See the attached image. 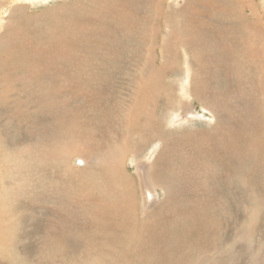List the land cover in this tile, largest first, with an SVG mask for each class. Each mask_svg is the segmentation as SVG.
Returning <instances> with one entry per match:
<instances>
[{
    "label": "rangeland",
    "instance_id": "obj_1",
    "mask_svg": "<svg viewBox=\"0 0 264 264\" xmlns=\"http://www.w3.org/2000/svg\"><path fill=\"white\" fill-rule=\"evenodd\" d=\"M174 1L0 0V219L14 223L0 229V264H264V0ZM166 46L172 67L157 76ZM187 57L190 79L218 92L183 103L190 122ZM85 143L122 165L112 183L135 192V231L102 212L106 162L100 174L69 152Z\"/></svg>",
    "mask_w": 264,
    "mask_h": 264
},
{
    "label": "bare ground",
    "instance_id": "obj_2",
    "mask_svg": "<svg viewBox=\"0 0 264 264\" xmlns=\"http://www.w3.org/2000/svg\"><path fill=\"white\" fill-rule=\"evenodd\" d=\"M175 1H177V0H175ZM174 1V2H175ZM178 2V1H177ZM185 2V1H184ZM209 2V1H208ZM182 3V2H181ZM217 4V3H216ZM225 4V3H224ZM189 6H191V5H189ZM208 7H210V6H207V8ZM218 7V6H217ZM193 8V7H192ZM196 8V7H195ZM206 8V9H207ZM187 10H188V7L186 8ZM205 9V10H206ZM214 9V8H213ZM212 9V10H213ZM190 10H192V9H190ZM195 10H198V9H195ZM211 10V9H210ZM210 10H208V12L210 11ZM245 10V9H244ZM207 11V10H206ZM251 11V10H250ZM211 12H213V11H210V13ZM214 12H215V9H214ZM219 12V16H220V10L218 11ZM231 12V11H230ZM234 12V11H233ZM254 12V11H253ZM190 13V12H189ZM232 13V12H231ZM251 13H252V11H251ZM214 14H216V12L214 13ZM224 14H226V15H228V14H230V13H226V12H224L223 13V15ZM243 14V13H242ZM188 15V14H187ZM205 15V14H204ZM206 15H208V13L206 14ZM218 15V14H217ZM232 16H233V14H231ZM235 15V14H234ZM247 15V14H246ZM243 16V15H242ZM251 16V15H250ZM263 16V15H262ZM214 17V16H213ZM249 17V16H248ZM210 18H211V16H210ZM222 18V16H220V19ZM230 18H232V17H230ZM243 18V17H242ZM245 18V17H244ZM263 18H264V16H263ZM213 19H218V18H213ZM233 19V18H232ZM224 20V19H223ZM226 20V19H225ZM228 20V19H227ZM226 20V21H227ZM239 20V19H238ZM203 21V20H202ZM229 21V20H228ZM233 21H234V19H233ZM217 22V21H216ZM220 22V21H219ZM225 22V21H224ZM231 22V21H230ZM239 22H241V21H239ZM245 22H249L246 18H245ZM235 23V22H234ZM244 23V22H243ZM251 23V22H250ZM199 23L197 22V25H198ZM231 24V23H230ZM232 24H233V22H232ZM231 24V25H232ZM246 24V23H245ZM201 25V24H200ZM217 25H218V23H217ZM250 24H247V25H245V27H248ZM260 25V24H259ZM258 25V23L256 22V24H255V28H254V31L256 30H258V29H262L263 27L260 25L259 26ZM216 26V25H215ZM251 26V25H250ZM256 28H258V29H256ZM231 29H232V27H231ZM253 29V28H252ZM203 31V30H202ZM232 31V30H231ZM251 31V30H250ZM262 31V30H261ZM156 32V31H155ZM154 33V32H153ZM157 33V32H156ZM254 32H253V30H252V32H248V28H247V31H245V38H247L248 39V36H250V35H252ZM256 33V32H255ZM218 36V35H217ZM252 37V36H251ZM254 37H256V38H260V36L258 37V36H255L254 35ZM262 38V37H261ZM260 38V39H261ZM215 39H217V37L215 38ZM219 39V38H218ZM256 40V39H255ZM255 40H253L254 42H255ZM262 40V39H261ZM191 41H193V42H195V45H197V46H200V44H199V42H200V39L199 38H197V37H194ZM190 41V42H191ZM203 41V40H202ZM227 41V40H226ZM248 41V40H247ZM247 41H246V43H247ZM252 41V40H251ZM251 41H250V43H251ZM264 41V40H263ZM262 41V42H263ZM254 42H253V44H254ZM259 44H261L262 42L259 40ZM183 43V42H182ZM256 43V42H255ZM165 44V43H164ZM193 45H194V43H193ZM255 45V44H254ZM164 47H165V45H163ZM162 46V47H163ZM189 45L188 44H186L185 46H182V47H185L186 49H188L187 47H188ZM162 47H161V49H162ZM167 47V46H166ZM246 47V46H245ZM261 47V46H260ZM173 48V47H172ZM184 48V49H185ZM262 48V47H261ZM171 49V48H170ZM168 47L166 48V49H164V53H165V56L168 58H166L165 57V64H164V67H162V68H160V69H156L155 67H154V69H156V74H157V76H158V74H159V72H161L162 74H165V73H167L169 70H171V68H169V67H172V65L171 64H169V61L172 59V53H171V50H170ZM250 49V48H249ZM163 50V49H162ZM247 50V49H246ZM245 50V51H246ZM184 51V50H183ZM187 51V50H186ZM192 51V50H191ZM235 51V50H234ZM239 51V50H238ZM244 51V52H245ZM249 51V50H248ZM189 52V51H188ZM202 52V51H201ZM244 52H243V54H244ZM150 53V52H149ZM237 53V52H236ZM261 53H264V52H261ZM188 54V53H187ZM190 54V53H189ZM229 54H234L233 53V50H230V53ZM242 54V53H241ZM260 54V53H259ZM150 55V54H149ZM156 55V54H155ZM263 55V54H262ZM258 56V55H257ZM261 56V55H260ZM264 56V55H263ZM192 58V57H191ZM189 59L188 57L185 59V64L188 66V64L194 59V58H192V59ZM257 58H259V57H257ZM173 60V59H172ZM260 61V60H259ZM235 62V61H234ZM246 62V61H245ZM232 64H231V66H230V68L228 69V73H229V76H232L233 75V73H234V67H233V61L231 62ZM238 63V62H237ZM183 64H184V62H183ZM192 64V63H191ZM250 65H251V63H249ZM248 65V64H247ZM250 65H248V66H250ZM152 66V65H151ZM183 66V65H182ZM189 66H190V64H189ZM188 66V67H189ZM184 67V66H183ZM191 67V66H190ZM239 67H241V64H239L238 65V67H236L235 69H237V68H239ZM246 67V66H245ZM243 68V67H242ZM262 68H264V67H262ZM151 69V68H150ZM153 69V68H152ZM189 69V68H188ZM187 69V70H188ZM248 69V68H247ZM243 70V69H242ZM251 70V69H250ZM155 71V70H154ZM244 71V70H243ZM246 71V70H245ZM188 72H189V70H188ZM250 72V71H249ZM249 72H248V74H249ZM190 73V72H189ZM189 73H187V75L189 74ZM224 73V72H223ZM156 74H155V72H154V75H155V77H157L156 76ZM221 74V73H220ZM251 74V73H250ZM160 75V74H159ZM246 75H247V73H246ZM161 76H163V75H161ZM192 76H194V74L193 75H191V74H189V76H188V79L187 78H185V79H187V80H184V82H182V85H180L181 86V89H180V93H181V95H182V97L184 98V99H186V101L185 102H182L181 103V105H182V112L184 111V113H186V116H184L185 117V121L184 122H190V120H191V118L192 117H196L195 116V113H194V111L193 112H189L188 111V109H189V107H185V108H183V103H187V102H190L191 101V99L193 100V99H195V100H198V99H201V98H198L197 99V97H196V92H197V90L199 89H201L202 90V92H203V94H204V97L206 98V100H209L208 98H210L212 101H217V93H215L213 90H211L210 91V89L208 88V87H206V86H202L199 82L197 83V82H195V80L194 81H192L193 79L191 78L190 79V77H192ZM249 76H251V75H249ZM153 77L154 76H152V79H153ZM195 77H196V75H195ZM226 77V76H225ZM246 77V76H245ZM249 78H247V80H248ZM159 80V78H157L154 82H156V83H154V84H152L151 86H147L148 87V89H145L146 90V93L148 94V95H150L152 92H156V93H158L162 88H161V81H158ZM227 80V79H226ZM246 80V79H245ZM251 80V79H250ZM256 80V79H255ZM192 81V82H191ZM219 81H221V80H219ZM204 82V81H203ZM216 82V81H215ZM218 82V81H217ZM216 82V83H217ZM191 83V84H190ZM219 83V82H218ZM223 83V82H222ZM250 84V83H249ZM253 84V83H252ZM189 85H190V87H189ZM205 85V84H204ZM215 85V84H214ZM160 86V87H159ZM259 86V85H258ZM264 86V85H263ZM260 87V86H259ZM189 88H190V91H188L189 90ZM192 88L195 90V91H193L192 90ZM188 89V90H187ZM213 89V88H212ZM254 90V89H253ZM256 90V89H255ZM246 91V90H245ZM261 91H263V90H261ZM235 92V91H234ZM145 93V92H144ZM231 93V92H230ZM245 93V92H244ZM255 93V92H254ZM263 93V92H262ZM146 94V95H147ZM260 94V93H259ZM264 94V93H263ZM152 95H153V93H152ZM160 95V94H159ZM145 96V95H144ZM171 96V94L169 93V94H167V97H170ZM202 96V95H201ZM256 97V96H255ZM259 97V96H258ZM263 97H264V95H263ZM145 98H146V96H145ZM261 98V97H260ZM157 99V98H156ZM242 99H244V98H242ZM159 100V99H158ZM157 100V101H158ZM205 101V100H204ZM249 102V101H248ZM264 103V102H263ZM154 104H155V102H154ZM158 104V103H157ZM205 104V103H204ZM239 106V105H238ZM243 106V105H242ZM252 106V105H251ZM260 106V105H259ZM143 107V106H142ZM246 107H247V105H246ZM226 108V107H225ZM252 108H253V106H252ZM258 108V107H257ZM204 109H206V110H209V108H206L205 106H204ZM192 111V110H191ZM255 111V110H254ZM257 111V110H256ZM136 112H138V111H136ZM139 112H140V114L141 115H138L137 116V118L139 119V118H141V117H146V120L148 121V117H147V115H146V113L143 111V109L140 107V109H139ZM210 112V111H209ZM223 112V111H222ZM264 111H262V113H263ZM257 113V112H256ZM211 114H214V117L216 118V116H217V113H216V111H214V110H212L211 111ZM222 114V113H221ZM248 114V113H247ZM258 115H260V114H258ZM179 117V116H178ZM260 120H261V117H258ZM228 119V118H227ZM251 119H252V117H251ZM248 120V119H247ZM258 120V119H257ZM259 120V121H260ZM263 120V119H262ZM232 121V120H231ZM251 121V120H250ZM253 121V120H252ZM258 121V122H259ZM176 122H181L182 123V121H181V119H179V120H177ZM248 122V121H247ZM254 122H256V121H254ZM225 123V122H224ZM228 123V122H227ZM257 123V122H256ZM261 122H259V124H260ZM174 124H175V121H174ZM183 124V123H182ZM229 124V123H228ZM248 125L250 126V123H248ZM254 125V124H253ZM253 125H251L252 127H253ZM258 125V124H257ZM261 125V124H260ZM245 126V125H244ZM256 126V125H255ZM254 126V129L256 128ZM261 126H259V128H260ZM146 128H148V124H145V126H144V130L146 129ZM246 128H248V127H246ZM215 129H216V127H215ZM249 129V128H248ZM253 130V129H252ZM256 131H257V128L255 129ZM105 131V130H104ZM108 131V130H107ZM170 131V130H169ZM220 131V130H219ZM259 131V130H258ZM257 131V132H258ZM261 131H262V129H261ZM109 132H110V129H109ZM108 132V133H109ZM112 132V131H111ZM110 132V133H111ZM117 132V131H116ZM124 132H125V130H124ZM123 132V133H124ZM233 132V131H232ZM253 132V131H252ZM251 132V133H252ZM263 132V131H262ZM262 132H260L259 131V134L260 133H262ZM126 133H128V132H126ZM231 133V132H230ZM250 133V132H249ZM131 134V133H130ZM148 134V133H147ZM146 132L144 131V135H142L141 137V140H140V143L142 142V143H144V141L146 140L145 138H146ZM257 134V133H256ZM263 134V133H262ZM117 135V134H116ZM127 135V134H126ZM261 135V134H260ZM125 136V135H124ZM129 136V135H128ZM128 136H126V137H128ZM217 136H219V135H217ZM250 136V135H249ZM262 136V138H263V135H261ZM165 137V136H164ZM124 138V137H123ZM129 138H130V136H129ZM165 138H167V136L165 137ZM128 139V138H127ZM252 139V138H251ZM79 140H82V138H79ZM113 140V139H112ZM117 140V139H116ZM258 140V139H257ZM170 141V140H169ZM255 141V140H254ZM128 142V141H127ZM130 142V141H129ZM217 142V141H216ZM253 142V141H252ZM257 143V142H256ZM259 143V142H258ZM86 144V145H85ZM84 144V146L86 147V149L84 148V149H80V148H78L77 146L73 149V151L72 150H69V152H70V154H71V156L73 155V152L74 153H77V154H79V155H87V159L88 160H90L92 163L91 164H94L93 165V171H95V172H98V173H100L101 174V170L102 169H100V168H102V165L101 164H99L98 163V161H105L106 162V167L104 166V170L105 171H107V172H109V174H110V176H111V179H112V181L110 180V178H109V180H107V188L109 187V183H110V185L113 187V190H112V193L103 201H100V202H103L102 203V206H101V210H102V212H104L108 217H113V218H117V219H121V221L123 222V223H127V225L128 226H125L122 230H121V232H126L127 231V227H131V228H133L134 229V231H135V228H136V222H138L139 220L137 219V217H136V215H135V211H134V205H135V202L133 201V200H135V192H134V190H133V188L130 186V184H129V182L126 180V184L125 185H118V184H116V183H114V186H113V180L114 179H116L118 176H123V174H122V172H121V166L122 165H119L118 163H117V161L115 160V158H114V156H109V155H107V154H110L111 152H109L110 150L112 151V150H116V147L115 148H113V149H109V153H105V152H103V151H99L98 149H96V152L95 151H93V152H88V150H93L92 148H90L89 146H88V144L87 143H85ZM117 144V143H116ZM134 144V143H133ZM173 144V143H172ZM131 145V144H130ZM234 146V145H233ZM257 146H259V145H257ZM256 146V147H257ZM164 149L163 150H168V146L167 145H164ZM235 147V146H234ZM230 148H233L232 146H230ZM253 148V147H252ZM258 148V147H257ZM123 149V148H122ZM235 149V148H234ZM233 149V150H234ZM253 149H255V147L253 148ZM85 150V151H84ZM187 150V149H186ZM238 150V149H237ZM255 150H257V149H255ZM53 151V150H52ZM68 151V150H67ZM106 151V150H105ZM127 151V150H126ZM235 151V150H234ZM238 151H240V150H238ZM56 152V151H55ZM65 152V151H64ZM64 152H60V154L62 155V156H66V152L64 153ZM68 152V153H69ZM185 152V151H184ZM121 153V152H120ZM131 153V152H130ZM225 153V152H224ZM113 154H114V152H113ZM112 154V155H113ZM234 154V153H233ZM237 154V153H236ZM241 154V153H240ZM253 154H256L255 152L253 153ZM260 154V153H259ZM262 154V153H261ZM111 155V154H110ZM228 155V154H227ZM258 155V154H257ZM57 156V155H56ZM177 156V155H176ZM192 156V155H191ZM235 156V155H234ZM238 156H240V155H238ZM256 156V155H255ZM67 157V156H66ZM189 157V156H188ZM233 157V156H232ZM241 157V156H240ZM239 157V158H240ZM257 157H259V156H257ZM256 157V158H257ZM186 158V157H185ZM238 158V159H239ZM255 158V157H254ZM255 158V159H256ZM261 158V157H260ZM48 159V158H47ZM46 159V160H47ZM234 159H235V157H234ZM241 159V158H240ZM254 159V160H255ZM264 159V158H263ZM119 160H121V158L119 159ZM187 160V159H186ZM230 160V159H229ZM237 160V159H236ZM253 160V159H252ZM257 162H258V160H256ZM257 162H255V163H257ZM263 161H261V163H262ZM80 163V162H79ZM192 163V162H191ZM259 163V162H258ZM264 163V162H263ZM77 164H78V162H77ZM210 164H212V163H210ZM215 164V163H214ZM250 164V163H249ZM236 165V164H235ZM247 165V164H246ZM251 165V164H250ZM263 165V164H262ZM239 167V166H238ZM258 168H259V166H257ZM145 169H146V165L145 164H143L142 166H141V171L142 172H145ZM260 169H261V166H260ZM227 171V170H226ZM248 171V170H247ZM262 171V170H261ZM221 172V171H220ZM251 172V171H250ZM97 175H99V174H97ZM101 176V175H100ZM104 175H102V177H103ZM251 176V175H250ZM60 177V176H59ZM99 177V176H98ZM98 177H97V179H98ZM105 177V176H104ZM85 178V177H84ZM100 178V177H99ZM106 178V177H105ZM144 178V177H143ZM253 178H254V176H253ZM52 179V178H51ZM102 179V178H101ZM249 179V178H248ZM91 180V179H90ZM83 181V180H82ZM140 181V180H139ZM143 181V180H142ZM85 182V181H84ZM102 182V181H101ZM132 182H134V180H132ZM241 182V181H240ZM77 183V182H76ZM79 183V182H78ZM83 183V182H82ZM71 184V183H70ZM74 184V183H73ZM134 184V183H133ZM200 184V183H199ZM89 185V184H88ZM87 185V186H88ZM142 185V184H141ZM77 186V185H76ZM81 186V185H80ZM92 186V185H91ZM103 186V185H102ZM153 188H152V186L149 184V182L146 180V177L144 178V182H143V185H142V188H141V194H142V196L144 197V200L146 201V202H148V203H151V204H155L156 203V200H158L157 199V197H156V194H155V190H152ZM238 189V188H237ZM261 189V188H260ZM84 190H85V188H84ZM92 190V189H91ZM96 190V189H95ZM152 190V191H151ZM89 191V190H88ZM90 192V191H89ZM89 192H88V194H89ZM92 193V192H91ZM86 194V193H85ZM85 194H84V197H85ZM46 195H47V193H46ZM83 195V194H82ZM87 195V194H86ZM90 195V194H89ZM88 195V196H89ZM96 195V194H95ZM100 195H101V193H100ZM100 195H98V198H100ZM91 196V195H90ZM82 197V196H81ZM111 197H114V198H117V199H119V202H114L113 200H111ZM62 198V197H61ZM87 198V197H86ZM98 198H97V200H98ZM92 199V201L95 203V204H97V201H96V199H94V198H91ZM88 201V200H87ZM79 203L80 202H82V199H80L79 201H78ZM93 203V204H94ZM128 204H129V208L132 210H130L131 211V217H126V215H127V209H128ZM137 204V203H136ZM72 206V205H71ZM134 207V208H133ZM73 208V207H72ZM136 209V208H135ZM206 211V210H205ZM4 214V213H3ZM144 222V221H143ZM9 225L10 226H14V223L12 224V222L11 221H9V222H5V221H2L1 219H0V229L2 228V229H4L5 230V232H10L9 234H8V236H11V234L14 232L13 230H11V228L9 227ZM244 226V225H243ZM145 229H146V227H145ZM243 230V229H242ZM247 230V229H246ZM120 232V233H121ZM136 235L138 236V234L136 233ZM136 236V237H137ZM139 237L141 238V235L139 234ZM138 239V238H137ZM144 239V238H143ZM259 240V239H258ZM127 245V244H126ZM141 245H142V243H141ZM141 245H138V246H141ZM123 248V247H122ZM137 252H138V250H137Z\"/></svg>",
    "mask_w": 264,
    "mask_h": 264
},
{
    "label": "crops",
    "instance_id": "obj_3",
    "mask_svg": "<svg viewBox=\"0 0 264 264\" xmlns=\"http://www.w3.org/2000/svg\"><path fill=\"white\" fill-rule=\"evenodd\" d=\"M179 43H180L182 46H185V45H186V43H182V41H179ZM184 48H185V47H184ZM226 52H227V54L230 53V52H228V50H226ZM194 59H196V58H194ZM194 59H193V60H194ZM193 60L189 63L191 67L189 66V64H188L189 67L186 65L187 69L189 68V69H188L189 71H190V69L193 67V66L191 65V63H193ZM200 68H201V69H200L201 71H202V69H204L203 66H202V67L200 66ZM188 70H187V73H189ZM187 79H188V77H187ZM187 79H185V80H187ZM183 81H184V80H183ZM192 81H194V79H193ZM192 81H191V82H192ZM190 84H191V83H190ZM189 87H190V85H189ZM187 90H188V89H187ZM188 91H190V88H189Z\"/></svg>",
    "mask_w": 264,
    "mask_h": 264
}]
</instances>
